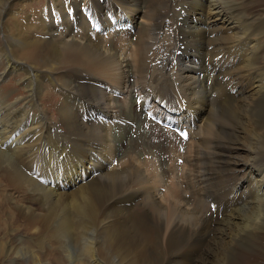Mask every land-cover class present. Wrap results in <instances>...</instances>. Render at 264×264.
I'll return each mask as SVG.
<instances>
[{
	"label": "bare ground",
	"instance_id": "1",
	"mask_svg": "<svg viewBox=\"0 0 264 264\" xmlns=\"http://www.w3.org/2000/svg\"><path fill=\"white\" fill-rule=\"evenodd\" d=\"M34 1L0 0V31L14 35L2 59L28 81L20 107L0 92V177L28 199L13 207L31 233L74 262L70 247L92 264H264V0H182L183 13L170 0H53L41 12ZM146 5L131 51L108 16ZM243 7L256 27L235 17ZM54 70L66 75L52 121L36 104L54 96ZM10 252L0 251L16 264Z\"/></svg>",
	"mask_w": 264,
	"mask_h": 264
},
{
	"label": "rangeland",
	"instance_id": "2",
	"mask_svg": "<svg viewBox=\"0 0 264 264\" xmlns=\"http://www.w3.org/2000/svg\"><path fill=\"white\" fill-rule=\"evenodd\" d=\"M52 1L53 0H46V3H43V0H35L34 2H32L31 6L34 7L36 10H38L39 12H41L44 9L49 8ZM73 1L76 2L77 0H73ZM225 1H235V0H225ZM242 1H244V0H242ZM181 3H182V0H170V9L173 8L175 10H178L179 13L187 12L188 7L182 6ZM99 6H102L101 1L99 2ZM114 8H116V6ZM117 8L119 9L118 6H117ZM122 8L124 10L128 11L132 15L133 11L128 10L124 6ZM180 9L182 12L180 11ZM232 9H233L232 7L225 8V10H232ZM118 12L119 11L116 10L108 16V24L111 26L115 25L117 23L125 25L124 33H129L132 36L131 40H132L133 44H130L131 51H132L133 48L137 47L134 44V42L137 39L138 35L141 34L140 33V34L135 35V36L132 35V32L134 31V26H135L136 22L142 21L143 25H147L146 23L149 22V18L151 15L147 16V5L145 7H143L142 11L140 13H137L134 18L132 16H129L125 19H119L118 18ZM166 12H167V10L163 11L164 14ZM189 13H190L189 14L190 18L193 19V17H194L196 19L197 27L204 28V25L201 24V22H200V18H202L203 13L202 12L200 13V11H198V10H193L192 8L189 10ZM192 13H194V15H191ZM246 14H247V7H243L242 10H237L236 12H234L235 17L239 19L240 23L247 25V27L248 26L251 27L250 25H252V24H253L252 27H256V25L254 24L256 21L253 23L250 21L251 24L248 23L247 18H246ZM100 16H101V18H100V21H98V23H97L98 25L104 24V21H103L104 16L103 15H100ZM221 16H223V14H220V17ZM30 17H32V16H27L24 19V23H30L32 20ZM79 17H80V14L78 15L77 18H79ZM182 18L185 19V16L183 15ZM88 20H90V19L88 18ZM65 22H66V19L61 18L59 22H57V23L54 22V23L64 27ZM75 23H78L77 19H76ZM3 30H4V32H3ZM114 31L115 30L114 29L112 30V27L107 28V30H104V32H106V33H112ZM239 33H240V30L238 28H236V29L231 30L228 34H229V36H231L232 34H239ZM5 34H6V36H5ZM8 34L11 36H14L11 32H9L7 30L5 32L4 27H2V30L0 31V47L4 43V40L7 39ZM255 34H257V33H255ZM33 35H34L33 37H36V38L41 36V35H39V33H36V35L33 33ZM261 35L263 38H262V43L259 45V49H260V53L264 54V29L261 32ZM103 37H105V36H103ZM42 39L45 40V38H42ZM260 41H261V38L259 39V42ZM1 50H2V47L0 48V77H1L0 78V92L2 91L1 94H3L2 95L3 97L5 96L4 98H5V100H7V102L13 103L16 100L21 99V101L17 104V107H20L23 105L22 99H24L28 95L27 90H26V85L28 84V81L25 79L26 78L25 75L20 71L14 72V74L13 73L9 74L7 72V69H6L7 64H6L5 60L2 59ZM137 54L135 56V53H134L133 60L131 57L129 58L130 61L132 60L131 62L133 65L134 64L136 65V63H134V62H137V60H135L136 59L135 57H137ZM14 57L16 60L20 59L18 55L14 54ZM21 61H23V60H21ZM129 65L131 66V64H129ZM261 66L264 67V61H262ZM63 68H65V67H63ZM52 74H53L52 75V78H53V85H52L53 90H52V92L54 93V96L50 97V95H49L50 100L43 102V96L39 95V99H38V102L36 105L38 106L37 107L38 112H41V110L44 111L50 120L55 121L54 118H55V116L57 117V110H58V108H56V106H57V102L60 100L59 95H58V90L56 88L58 85H61V81L63 80L62 77H65L66 74H65L64 70H54V71H52ZM46 88H48V87H46ZM239 89L240 88L238 87V90ZM44 90H45V88H44ZM49 90H51V88H49ZM42 92H43V89H42L41 93ZM29 118H31V117H29ZM91 119L93 120V118L85 117V118H83V121L88 122ZM180 151L178 152L177 157H181L182 161L187 162V160L189 158L188 157L189 154L188 155L186 154L187 151L185 149L184 150L180 149ZM182 155H184V156H182ZM190 156L193 157L192 154ZM178 160H179V158H178ZM175 161H176V159L173 160V163ZM174 164L177 168H180V169L183 168L184 169V163L180 166H178L176 163H174ZM188 164H189V166H191L193 164V162L189 161ZM185 167H186V164H185ZM181 175H182V173H181ZM232 175L235 176L234 172ZM239 176H241V174H239ZM171 177L172 176H169V178H171ZM186 177H187V173H185L184 179ZM169 178H168V176H166V178L164 180V181H169L168 184L170 183V181L173 180L172 179L173 177L171 178V180ZM179 180H180V183H182V179L180 178ZM189 181H191V180L189 179ZM149 185L154 186V184H152V183H149ZM161 190L163 191L164 189H161ZM236 199H241V198L236 197ZM27 200L28 199H26V201H25V195L21 194L19 191L15 190L14 188H11L10 186H8L6 180L4 178L0 177V251L3 249V247L5 245H6L8 252L11 251L10 252L11 253V255H10L11 259H9L7 261L15 260L16 264H29L30 259H29V257H27V255H29V250H32V251H30V255L32 253H34V255L40 254V255H38L39 256L38 260H40L39 264H92L88 258H81L80 255L76 252V248L75 249L73 247L69 248V250L71 252L74 251V253L77 254L76 261L74 262L73 260H71V255L64 254L61 249L59 250L60 252H58V250L57 251L49 250V248H53L54 246H56L57 241L53 240V242H55V243L50 242V244H48L45 242V240L44 241L42 240L43 237H41V235H40L41 232L38 234L37 233H31L34 228H31L29 223H26L27 221H25V219L21 215L16 214L14 212V207H13L16 203L24 204V206H29L28 205L29 201H27ZM129 201H132V200H129ZM33 206L35 208L38 207L36 204H33ZM127 207H131V205H127ZM140 209H141L140 207H134L133 211L138 212ZM213 210L215 211L214 208H213ZM45 211H46V209L42 210V213H45ZM75 224L76 223L74 221H72L71 227H69L70 231H72V233L74 234V235L71 234L72 237L76 236V232H75V226L76 225ZM51 229L49 228L48 230H51ZM44 242L46 244L42 245V243H44ZM61 244H63V243H61ZM35 246L36 247L39 246V247L36 248ZM26 247H29V248H26ZM20 249H21V251H20ZM17 252L26 253L25 254L26 257H21L22 255H20V256L17 255L16 254ZM25 255H23V256H25ZM67 256H69V257L67 258ZM6 257H7V255H3L0 253V264H6V259H5ZM55 259H58V261H56Z\"/></svg>",
	"mask_w": 264,
	"mask_h": 264
}]
</instances>
